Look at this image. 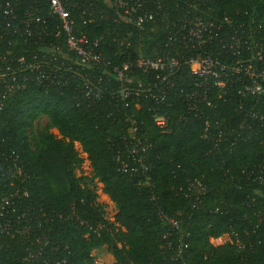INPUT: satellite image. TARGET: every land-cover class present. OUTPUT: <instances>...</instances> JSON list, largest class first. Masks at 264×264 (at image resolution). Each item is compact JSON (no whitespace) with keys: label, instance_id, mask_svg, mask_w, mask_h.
Masks as SVG:
<instances>
[{"label":"trees","instance_id":"trees-1","mask_svg":"<svg viewBox=\"0 0 264 264\" xmlns=\"http://www.w3.org/2000/svg\"><path fill=\"white\" fill-rule=\"evenodd\" d=\"M189 4L163 0L158 8L147 2V9L157 14L140 27L112 18L83 25L90 38L102 37L99 46L109 61L86 72L102 76L103 86L117 90L114 67L127 64L124 80L132 87H150V94L87 97L82 80L74 78L60 87L31 85L5 100L0 140L18 154L21 174L0 176V264H95L92 250L103 245L113 264H264V176L256 179L255 173H248L260 161L264 132L248 133L234 146L221 143L213 148L203 137V120L188 114L184 101L187 92L201 91L184 60L205 52L227 62L241 56L225 54L213 43L193 49L169 41L173 22H187L194 15L243 21L260 26L262 33L264 0H199L195 9ZM99 6L115 16L112 8ZM173 55L180 62L169 81L156 77L163 70L144 71L135 63L138 58ZM208 91L210 105L200 108L212 120L232 124L240 117L237 93L223 96L211 85ZM161 93L163 99L158 100ZM153 114L167 116L168 133L159 131ZM42 117L43 126L31 131ZM131 120L147 145L148 185L120 171L115 159L119 152L133 165L127 159ZM74 142L87 154L93 177L115 204L113 221L105 218L95 189L73 173L82 162ZM187 180L198 181L204 190L187 192ZM174 218L179 226L170 231L169 220ZM226 233L229 241H210Z\"/></svg>","mask_w":264,"mask_h":264},{"label":"built area","instance_id":"built-area-1","mask_svg":"<svg viewBox=\"0 0 264 264\" xmlns=\"http://www.w3.org/2000/svg\"><path fill=\"white\" fill-rule=\"evenodd\" d=\"M161 1L0 0V111L9 96L31 85L43 89L51 84L60 87L74 78L82 80V89L87 97L111 93L126 99L139 93L150 94V87L142 84L132 87L124 80L127 64H123L122 68L114 67L120 81L117 90L103 86L102 76L86 72L97 64H108L109 61L104 59L99 46L102 37L90 38L83 25L93 23L96 19L112 18L114 22L140 27L153 20L157 14L156 11L148 10L146 3H155L159 8ZM187 1L193 9L199 4V0ZM100 3L112 8L115 16H110L106 8L99 6ZM185 21L177 18L173 22L174 30L169 41L175 42L177 47L208 48L213 43L225 54L230 52L231 55L241 56L240 59L227 62L205 52L184 60L189 73L193 75L192 83L201 88L199 93L193 91L184 94L186 111L203 120V137L209 139L213 148H216L221 143L234 146L244 140L248 133L264 132V106L255 107L258 102L264 104V32H260V26H251L243 21L232 22L227 17L216 19L201 15H194ZM179 62L180 59L173 55L156 59L138 58L135 63L144 71L163 70V74L156 77L169 81L179 67ZM210 85L221 89L223 96L229 94L231 98L237 93L240 117L232 124L212 120L200 108L202 105H210ZM162 94L158 95V100L163 99ZM153 121L161 133L171 130L167 116L153 114ZM131 123L127 159H131L133 165L129 166L119 152L115 154V159L119 162L120 171L139 177L138 184L148 185L151 177L144 162L147 145L139 139L135 122L131 120ZM3 142L1 139L0 176L20 175L18 154ZM258 160L259 163L248 172L255 173L256 179L264 176V150ZM185 184L187 192L193 189L199 192L204 190L196 180H187ZM179 190L184 191L183 186ZM3 202L8 205L9 199L3 198ZM179 222L177 218L170 219V231L178 228Z\"/></svg>","mask_w":264,"mask_h":264},{"label":"rangeland","instance_id":"rangeland-1","mask_svg":"<svg viewBox=\"0 0 264 264\" xmlns=\"http://www.w3.org/2000/svg\"><path fill=\"white\" fill-rule=\"evenodd\" d=\"M45 117L40 118L35 121L32 125L31 131H35L38 127H42L45 123ZM49 131L53 133L56 137H60L57 130L55 128H50ZM73 146L78 153V156L82 158V162L76 166L73 170V173L77 177H82L84 182H86L89 186L93 187L97 193V201L104 204V216L105 218L113 221L114 214L117 209L115 204L109 199V197L102 191V184L97 181L95 177H93L92 168L90 166V162L87 159V154L82 151L80 144L78 142H74ZM230 237L227 234H223L216 238H211L210 241L214 245L222 244L226 241H229ZM92 254L96 256L97 261L95 264H113V256L111 252L107 249L105 245L93 249Z\"/></svg>","mask_w":264,"mask_h":264}]
</instances>
